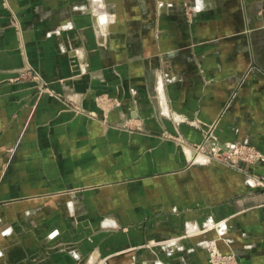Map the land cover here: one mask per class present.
Listing matches in <instances>:
<instances>
[{
    "label": "crops",
    "instance_id": "obj_1",
    "mask_svg": "<svg viewBox=\"0 0 264 264\" xmlns=\"http://www.w3.org/2000/svg\"><path fill=\"white\" fill-rule=\"evenodd\" d=\"M164 130L264 155V0H0V264H206L209 238L264 264V160L189 163Z\"/></svg>",
    "mask_w": 264,
    "mask_h": 264
},
{
    "label": "rangeland",
    "instance_id": "obj_2",
    "mask_svg": "<svg viewBox=\"0 0 264 264\" xmlns=\"http://www.w3.org/2000/svg\"><path fill=\"white\" fill-rule=\"evenodd\" d=\"M21 70L27 71V73L25 75H21L20 74ZM33 75H37V76L40 75V77L43 78L42 81L36 80L35 78H33ZM16 77H19V78L20 77H30L31 79L35 80V84H34L35 88H36V85L38 83L43 82V88H47L48 90L50 89L49 81H47L38 71H34V70H31V69H28V68L20 69ZM100 95L103 96V103H102L103 106H102V109H99V110L105 111L107 109L106 113H103V112L99 113V112L95 111V113H88V114L84 113V114L87 117H89V118L98 119L101 122L105 123L108 120V115H109L110 110L113 109L116 105L119 104V100L116 97L108 95L107 93H100ZM71 109L74 110V107H71ZM169 111L173 112V114H172L173 116H176V117L177 116H179V117L182 116V117H184V115L175 112L171 108L169 109ZM160 114L162 116L166 117V118H169V119L173 120L170 114L168 116L166 114H163V113H160ZM122 123L125 126L124 128H128L129 130H130V128H133L132 125H131V123L133 124V121H131V118L127 117V118L123 119ZM134 128H135V126H134ZM162 133L164 135H166V136H170V138L176 144H178L179 147H180V144H179L180 142H177L176 139H175V136L178 135V133L176 131L175 132H170V131L164 130V131H162ZM232 142H235V141H232ZM245 144H246V147H244L245 150L244 151H237V152H235V155L240 154V157H242L243 154L248 155V153L251 152L253 156L249 157L248 159H244V157L243 158H238V160L236 161V165L238 166V168L234 167L232 165H228L225 162H223L222 158L225 156V153H224V151H221V150L218 151V156H217L218 158H216V159L205 158V159H203V161H194V160L191 159V160H188V162L189 163H209V162L215 161V162H219V163H222L224 165H227L228 167H231V168L240 169V168L243 167L244 164L254 165V164L259 163L260 161L264 160V155H263L262 151L258 147H256L252 143H250L248 140L245 142ZM189 148L193 149V147H191V146H189ZM256 154H257V156L260 155L261 157H259L258 159H254L253 157ZM254 183H257L258 185H261L263 187L264 186V178L255 179ZM254 185L255 184H253V186ZM262 202H264V201H262ZM104 217H106V216H104ZM189 225H191V226L195 225V226H193V228L195 230H197L198 232H201V231L203 232V231H206V230H209V229H215L218 232L219 235L221 234V230L220 229L222 228V226H224L219 221H214L213 219H211V217H206V219H204V221L201 222L200 225L196 224L195 222H185L183 232L180 233V235H178L175 238H172L171 236L170 237H165V238H160V239L150 238V239H148L147 242L141 243L140 246H144V247L150 248L152 251H155V253H156L157 252L156 250H161L163 248V246H166V244L171 243V244L174 245V243L176 241L178 243H181V242L178 241V240H180L179 236L182 238V236H188V235L193 234ZM108 228H115V227H108ZM176 238H177V240H170V239H176ZM63 244H65V243L63 242ZM71 246H70V249H71ZM205 247H206V264H239V261L237 259V256L235 255V253H233L231 251H222L219 248L215 238L206 239L205 240ZM61 248H65V245H62L60 247V249ZM211 253L215 254L214 257L208 258L209 255L211 257ZM93 259H94L93 264H111L106 256L102 257V258L99 257V258H93Z\"/></svg>",
    "mask_w": 264,
    "mask_h": 264
},
{
    "label": "built area",
    "instance_id": "obj_3",
    "mask_svg": "<svg viewBox=\"0 0 264 264\" xmlns=\"http://www.w3.org/2000/svg\"><path fill=\"white\" fill-rule=\"evenodd\" d=\"M93 10H95V13L98 14V12L102 14V11L100 8H93ZM100 14V15H101ZM107 16V14H104V16L102 18H99L97 20V23H96V28H97V31L100 32L98 34L104 36L105 33L103 31V27L104 25L107 23V18L105 17ZM27 73V71H24V70H21L20 74L21 75H25ZM33 78H35L36 80L38 81H42V77L37 76V75H33ZM36 89L39 91V92H49V90L47 88H43V82H40L36 85ZM94 103L95 105L97 106L98 108V111L96 112H99V113H106L107 109L105 111L103 110H99V109H102V106H103V96H101L100 94L99 95H96L94 96ZM160 103V113H163V114H166L167 116L170 114L172 119L175 121V122H179V121H182L184 120V117L182 116H173V112L172 111H169L170 108H168V105L166 104L165 100L164 99H161L159 101ZM169 111V112H168ZM87 113H95V111H88ZM175 139L177 140V142H180V149L183 151V153L185 154L186 158L188 160H194V161H197L196 157L197 156H203V158H208V159H216L218 158V151L221 150V151H224L225 153V156L222 158L223 162H225L226 164L228 165H232L234 167H237L238 166L236 165V161L238 160V158H243L244 159H248L249 157H252V153L249 152L248 155H245L243 154L242 157H240V154L238 155H235V152L237 151H244V147H246V144L245 142L247 141L246 139L242 140V141H235V142H229L225 145H217V144H213V145H210V144H207V141L204 140L202 141L201 143H196V144H192V145H188L184 140L183 138H181L179 135L175 136ZM189 146L193 147V149L189 148ZM186 150H190L191 151V155L188 156ZM257 154L253 157L254 159H258L259 157H261L260 155H258L257 157ZM247 157V158H246ZM201 161V160H200ZM214 253H211V257L210 255L208 256V258H212L214 257Z\"/></svg>",
    "mask_w": 264,
    "mask_h": 264
},
{
    "label": "bare ground",
    "instance_id": "obj_4",
    "mask_svg": "<svg viewBox=\"0 0 264 264\" xmlns=\"http://www.w3.org/2000/svg\"><path fill=\"white\" fill-rule=\"evenodd\" d=\"M186 152L188 153V154H187L188 156L191 155V151H190V150H186ZM196 159H197V161H200V160L203 161L204 158H203L202 155H201V156L199 155V156L196 157ZM190 228H191V229H194V228L191 227V226H190Z\"/></svg>",
    "mask_w": 264,
    "mask_h": 264
}]
</instances>
